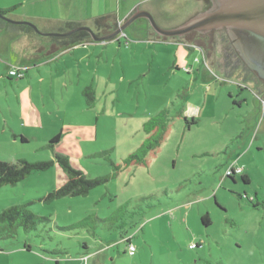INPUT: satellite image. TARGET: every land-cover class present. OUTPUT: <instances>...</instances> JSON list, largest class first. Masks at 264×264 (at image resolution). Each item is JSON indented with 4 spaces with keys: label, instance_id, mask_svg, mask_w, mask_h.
I'll use <instances>...</instances> for the list:
<instances>
[{
    "label": "rangeland",
    "instance_id": "1",
    "mask_svg": "<svg viewBox=\"0 0 264 264\" xmlns=\"http://www.w3.org/2000/svg\"><path fill=\"white\" fill-rule=\"evenodd\" d=\"M40 1L0 0V7L19 5L15 15H40ZM134 7L169 30L205 4L76 0L54 13L49 6V13L71 19L82 10L96 19ZM137 21L104 46L62 55L52 66L27 58L50 38L0 30L1 162L52 161L56 153L88 179L107 177L113 174L109 163L90 155L111 150L110 160L121 165L146 136L144 122L162 112L169 120L144 164L125 168L84 197L40 201L65 181L57 164L1 186L0 213L29 204L31 214L48 221L28 231L0 230V264H84V256L86 264H264V90L243 58L231 55L238 51L227 33L152 41L132 33L144 20ZM176 40L185 47L183 58ZM11 69L21 78L8 77ZM91 91L90 107L85 93ZM69 127L92 131L95 139L74 145ZM121 235L132 237L133 256Z\"/></svg>",
    "mask_w": 264,
    "mask_h": 264
},
{
    "label": "trees",
    "instance_id": "2",
    "mask_svg": "<svg viewBox=\"0 0 264 264\" xmlns=\"http://www.w3.org/2000/svg\"><path fill=\"white\" fill-rule=\"evenodd\" d=\"M202 1H204L207 6L210 5L209 0ZM18 7L19 5H13L9 8H0V30L4 31L7 30V27H12L15 29H20L23 32L26 31L35 33L34 30L29 26H16L7 21V19H9V17L15 13ZM119 26L120 24H117L111 16H101L94 20L93 32L96 36H102L110 33L113 29ZM77 27L79 26L67 24L63 28H55V30L53 29L50 32L64 33ZM152 34L156 39L160 41H167L166 38H161L154 32H152ZM194 35L198 34L191 33L183 38L190 39ZM49 42L51 50L56 51L69 50L76 45L93 43L90 35L85 31L76 32L65 38H50ZM10 71H12V69L8 70V77L12 76L10 75ZM15 75L18 76L19 79L21 78L18 71L15 72ZM85 95L87 96V105L91 107L95 100L93 97L94 93L91 91L89 93H85ZM168 121L169 120L166 113L162 112L144 122L142 129L144 134L146 135L145 139L142 141L140 146L136 150H134V152L128 154L121 165L114 164L110 160L111 150L102 151L100 153L90 155L89 157L91 158H103L109 163V165L113 169V174H111L110 176L88 179L82 171L74 168L71 165L68 156L54 153V159L52 161H38L34 163H29L23 159L18 160L16 163H6L0 161V187L5 185L13 186L26 179L33 172H45L49 170L54 164H57L66 174L65 181L59 188L48 193L44 198H41L40 201L51 202L65 197H84L93 188L106 183L109 179L115 177L125 168L131 165L144 164L147 155L157 149L162 143L168 129ZM186 124L188 125V123ZM61 136V133L54 136L50 140L48 148H51L54 144H57ZM21 142H25L24 138H21ZM231 172L232 171L228 172L227 176H229ZM28 205H12L9 208L3 210L0 213V230H7L10 233H13L15 230H17V228L21 227L24 231H28L31 229H35L38 223L48 221L46 218L36 217L31 214L26 209ZM86 219L76 223L75 227L84 226L86 223ZM202 221L204 224H208L206 217L202 219ZM120 240L125 244L126 248L128 247V245L132 244L131 236L121 235ZM193 246V248L197 247V245ZM25 248L30 249L26 246ZM83 249H86V245H83ZM82 258H85V256ZM82 258H80L79 261H82ZM55 264L58 263L55 262Z\"/></svg>",
    "mask_w": 264,
    "mask_h": 264
},
{
    "label": "water",
    "instance_id": "3",
    "mask_svg": "<svg viewBox=\"0 0 264 264\" xmlns=\"http://www.w3.org/2000/svg\"><path fill=\"white\" fill-rule=\"evenodd\" d=\"M210 6L182 25L165 30L158 27L152 16L146 11H135L112 32L96 36L91 28L79 26L64 33H42L29 22L26 24L35 33L43 37L65 38L76 32L85 31L93 43H104L116 39L136 20L147 21L152 31L161 38H183L191 33L208 34L211 31L225 29L232 44L244 62L264 79V0H209Z\"/></svg>",
    "mask_w": 264,
    "mask_h": 264
},
{
    "label": "crops",
    "instance_id": "4",
    "mask_svg": "<svg viewBox=\"0 0 264 264\" xmlns=\"http://www.w3.org/2000/svg\"><path fill=\"white\" fill-rule=\"evenodd\" d=\"M46 1H48V0H46ZM46 1H43V0L40 1L41 8L42 9H43V7L45 8V9H43V11L40 15L28 16V14H26V13L25 14L19 13V16L13 14L12 15L13 19H15L17 21L19 20V21L29 22V23L33 24L40 31H51L53 29L55 30V28H63L67 24H73V25H77V26H85V27H90L91 29H93L92 19H95V18L93 16L89 17V16H87V14H85V16H84V14L82 13V10L79 11V14L77 17H71V19L65 18L63 16H53V14L49 13V9H50L49 6L51 7V11H53V13H54V11H56V10L58 11L62 7H64V8L74 7V5H76V0H63L62 2H60V1L56 2V0H55V2L53 4L52 3L48 4ZM11 6H13V5H11ZM11 6L0 7V8H2V9L3 8H9ZM136 8H138V7H134L132 9L126 10L125 12H123L121 14L122 16L120 15L119 12H118V14H113V12H111L110 16L113 18V20L117 24L121 25L136 10ZM143 9H145V7H143ZM132 26H133L132 27V33L137 34V32H142V33H145L146 36L149 37L148 39H150L152 41H155V40L160 41V40H157L155 38V36L151 33V31H149V28L146 25H144L143 23L142 24L141 23L134 24ZM175 43H177L179 51H180V55L183 58L186 55V51H184L185 47L183 46V43L181 41H177V40L175 41ZM102 44H104V43H90V44H85V45H76L69 50L56 51V50H51L50 42L48 41V43H46L43 46L34 45L32 54L31 53L28 54L27 58L30 59L28 62L40 61V60L44 59V61L42 63L49 62L46 65L52 66L54 63H56L58 58H60L62 55L69 54L73 58V57H75V54L78 52V50H82L84 52L88 48H98V47L104 46ZM78 130H80V128H78V127H72V128L69 127V129L67 130L68 132L74 133V137H72V136L68 137V141L70 143H72L74 145H79V142H80L79 139H81V138H82V140H85V141H92L95 139L94 133H92V131L84 133V134H80V132H78ZM145 137H144V139H145Z\"/></svg>",
    "mask_w": 264,
    "mask_h": 264
},
{
    "label": "flooded vegetation",
    "instance_id": "5",
    "mask_svg": "<svg viewBox=\"0 0 264 264\" xmlns=\"http://www.w3.org/2000/svg\"><path fill=\"white\" fill-rule=\"evenodd\" d=\"M201 1H202V0H201ZM202 2H203V4H205L204 1H202ZM209 6H210V5L207 6V5L205 4V8H204V10L207 9ZM143 20H144V19H143ZM135 22L137 23L138 21L136 20ZM139 23H141V24L143 23L144 25L148 24L146 20H144V21H140ZM148 27H149V25H148ZM116 28H117V27H116ZM116 28H115V29H116ZM115 29H113V30H115ZM113 30H112V31H113ZM112 31H111V32H112ZM40 32H42V33H54V32H50V31H49V32H48V31H47V32H45V31H40ZM211 33H224V34H226L227 32H226L225 29H221V30H217V31H211V32H209L208 34H211ZM196 34H198V33H196ZM208 34H207V35H208ZM198 35H202V34H198ZM42 37H43V36H42ZM45 38H56V37H45ZM234 51H235V50H234ZM234 51H233V53H231V55H233V54H234V55H240L239 53L237 54V53H235L236 51H235V52H234ZM245 65H246L245 70L247 71V73L252 74V75L254 76V80H255L256 84H258V86L260 87L259 90H260V91L264 90V79L260 78L259 75H258L254 70H252V68H251L250 66H248L247 63H246ZM250 78H251V77H250Z\"/></svg>",
    "mask_w": 264,
    "mask_h": 264
},
{
    "label": "built area",
    "instance_id": "6",
    "mask_svg": "<svg viewBox=\"0 0 264 264\" xmlns=\"http://www.w3.org/2000/svg\"><path fill=\"white\" fill-rule=\"evenodd\" d=\"M16 71H18V73H19L18 69ZM16 71H14V70L10 71V75H15ZM190 247L192 248L194 246L192 245ZM135 251H136V249H135L133 244L128 245V247L126 248V253L128 256H133L135 254ZM82 261L84 262V264H86V258H82Z\"/></svg>",
    "mask_w": 264,
    "mask_h": 264
},
{
    "label": "bare ground",
    "instance_id": "7",
    "mask_svg": "<svg viewBox=\"0 0 264 264\" xmlns=\"http://www.w3.org/2000/svg\"><path fill=\"white\" fill-rule=\"evenodd\" d=\"M122 25V24H121Z\"/></svg>",
    "mask_w": 264,
    "mask_h": 264
}]
</instances>
